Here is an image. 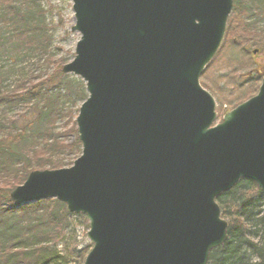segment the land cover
Wrapping results in <instances>:
<instances>
[{
	"label": "water",
	"instance_id": "95a60500",
	"mask_svg": "<svg viewBox=\"0 0 264 264\" xmlns=\"http://www.w3.org/2000/svg\"><path fill=\"white\" fill-rule=\"evenodd\" d=\"M72 2L81 39L61 71L86 84L82 155L31 172L11 201L55 199L85 216L84 264H208L228 237L217 198L241 180L264 193V78L217 125L201 84L234 0Z\"/></svg>",
	"mask_w": 264,
	"mask_h": 264
},
{
	"label": "trees",
	"instance_id": "16d2710c",
	"mask_svg": "<svg viewBox=\"0 0 264 264\" xmlns=\"http://www.w3.org/2000/svg\"><path fill=\"white\" fill-rule=\"evenodd\" d=\"M41 1L0 0V264H68L56 249L72 216L65 205L47 200L18 208L10 199L11 191L31 172L71 167L82 154L76 124L79 110L72 108L88 94L81 80L73 81L61 72L66 60L55 59ZM263 25L264 0H234L222 47L248 42L264 53ZM24 48L27 57L36 60L35 70L10 84L12 59ZM203 76L202 84L210 90ZM210 88L216 89L212 84ZM256 93L235 99V107ZM15 110L24 112L20 124L19 118L11 117ZM66 117L70 131L57 132V122ZM70 155L73 159L63 164L62 157ZM217 202L222 218L229 222L228 237L211 253L208 264H264V193L255 182L241 180Z\"/></svg>",
	"mask_w": 264,
	"mask_h": 264
},
{
	"label": "rangeland",
	"instance_id": "374dc122",
	"mask_svg": "<svg viewBox=\"0 0 264 264\" xmlns=\"http://www.w3.org/2000/svg\"><path fill=\"white\" fill-rule=\"evenodd\" d=\"M41 4L42 9L46 12L45 22L47 23L50 35L52 36V50L55 59H65V64L72 62L75 58L77 43L81 39L79 33H73L71 30L75 24L72 0H42ZM1 27L2 26H0V28ZM262 28L264 29V25ZM10 38L11 37H9V40ZM16 41L17 38H15V42ZM11 43H14L13 39L11 40ZM249 44L246 42V44H242L240 47L231 45L230 43L226 44L224 48H220L212 64L207 70H205L204 74H206V80L204 78L203 81L208 84V88L210 89L208 91H210L215 97L218 105L217 111H220L221 113L234 108L236 105L234 104L235 99L243 97L249 92L252 93L255 91L256 93L259 89L261 83L260 75L252 73V76L246 77V74L253 72L255 69L252 57L251 55L248 56L247 53L250 54L251 51L257 50L255 49L256 47L250 46ZM245 50L247 51L245 52ZM17 52L18 56H15L14 59H12L15 62V66L10 77V84H16V81L28 77L30 72L35 70L33 64L36 63V60L30 54V57H27V48H24L23 50L18 49ZM258 55L260 58L264 57L263 52H260ZM22 56H25V59H18ZM263 59L264 58H262V60ZM6 63H3L2 65L7 66ZM259 69L260 68H258V71ZM65 76H69L73 81L81 80L74 75ZM202 79L203 78H201V81ZM81 83L86 91V84L83 81ZM210 84L214 85L216 89L210 88ZM82 104L83 102L79 101L72 110H79ZM23 114L24 112L15 110L11 114V117L13 119L19 118L20 124L21 117L24 116ZM31 117L34 118V113L31 114ZM221 117L222 116L219 114L216 124L221 121ZM67 122V117L58 121L56 126L57 132L68 134L72 125L71 123L67 124ZM68 140L72 141L73 138H69ZM72 159V155L63 156L61 162H63V164H68ZM88 232L89 221L87 218L85 216L72 215L69 218V226L64 233V241L59 242L56 245L58 255L65 257V261L68 264H82L85 251L89 250L90 252L93 247L87 237ZM52 245L53 244H50V246Z\"/></svg>",
	"mask_w": 264,
	"mask_h": 264
},
{
	"label": "flooded vegetation",
	"instance_id": "af4514ba",
	"mask_svg": "<svg viewBox=\"0 0 264 264\" xmlns=\"http://www.w3.org/2000/svg\"><path fill=\"white\" fill-rule=\"evenodd\" d=\"M258 56H259L258 54H255V55L251 56L255 69L253 70V72H250V73L246 74V77L252 76V73L253 74L257 73L258 75L261 76V81H262L263 78H264V65H263L264 59L262 60V58H264V57L260 58ZM258 68H260L259 71H258Z\"/></svg>",
	"mask_w": 264,
	"mask_h": 264
}]
</instances>
